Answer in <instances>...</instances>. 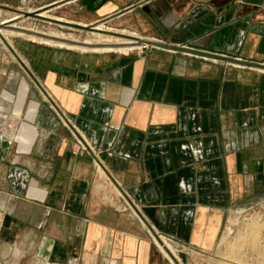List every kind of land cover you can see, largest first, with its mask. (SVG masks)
<instances>
[{
  "label": "crops",
  "instance_id": "crops-1",
  "mask_svg": "<svg viewBox=\"0 0 264 264\" xmlns=\"http://www.w3.org/2000/svg\"><path fill=\"white\" fill-rule=\"evenodd\" d=\"M48 1L120 49L25 50L0 93V242L62 264H172L158 234L212 251L264 194V0Z\"/></svg>",
  "mask_w": 264,
  "mask_h": 264
},
{
  "label": "rangeland",
  "instance_id": "rangeland-1",
  "mask_svg": "<svg viewBox=\"0 0 264 264\" xmlns=\"http://www.w3.org/2000/svg\"><path fill=\"white\" fill-rule=\"evenodd\" d=\"M48 4V0H20L18 4L0 5V93L9 79L11 90L15 92L18 81L29 73L25 50H33L38 46L74 49L33 40L30 35L80 46L101 47L83 43L86 38H95L98 31L53 18L56 14L46 13ZM54 33H63L65 36ZM68 35L77 39L67 38ZM3 105L9 108L6 103ZM13 117L12 110L7 114L0 109V133H3L4 126L10 130ZM164 250L172 264H264V194L233 209L212 251L194 252L185 246L177 250L174 248V253L166 248ZM21 252L18 246L11 247L0 242V264H62Z\"/></svg>",
  "mask_w": 264,
  "mask_h": 264
},
{
  "label": "bare ground",
  "instance_id": "bare-ground-1",
  "mask_svg": "<svg viewBox=\"0 0 264 264\" xmlns=\"http://www.w3.org/2000/svg\"><path fill=\"white\" fill-rule=\"evenodd\" d=\"M54 35H57V36H65V34H60V33H54ZM32 37L33 40H41V41H44L48 44H58L60 46H67V47H72V48H79V49H83V50H89V49H94V50H119L120 48L117 47V46H114V45H101V47H88V46H80V45H76V44H70V43H66V42H60V41H57V40H53V39H50V38H42V37H39L37 35H30ZM67 38H72V39H77L75 36L73 35H68ZM85 41L87 43H104L105 40L102 39L101 37H95V38H92V37H89V38H86ZM171 249L174 250L175 246L173 247L172 244L170 245ZM47 264H50V263H47Z\"/></svg>",
  "mask_w": 264,
  "mask_h": 264
},
{
  "label": "built area",
  "instance_id": "built-area-1",
  "mask_svg": "<svg viewBox=\"0 0 264 264\" xmlns=\"http://www.w3.org/2000/svg\"><path fill=\"white\" fill-rule=\"evenodd\" d=\"M150 45H145V46H136L134 47L135 49L138 48V49H141V50H144V49H149ZM156 244L158 245V247L162 250H164V248L168 249L171 253H174L173 249H171L170 245L172 244V246L174 247L175 246V249H181L183 246L180 245L178 243V241L173 238V237H168V236H164L163 234H158L157 237L154 238Z\"/></svg>",
  "mask_w": 264,
  "mask_h": 264
},
{
  "label": "water",
  "instance_id": "water-1",
  "mask_svg": "<svg viewBox=\"0 0 264 264\" xmlns=\"http://www.w3.org/2000/svg\"><path fill=\"white\" fill-rule=\"evenodd\" d=\"M81 44V43H80Z\"/></svg>",
  "mask_w": 264,
  "mask_h": 264
}]
</instances>
